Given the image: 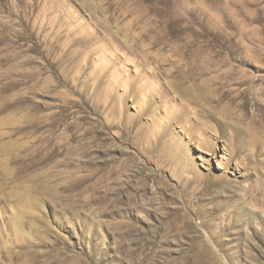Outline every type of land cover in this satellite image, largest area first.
<instances>
[{"label":"rangeland","instance_id":"1","mask_svg":"<svg viewBox=\"0 0 264 264\" xmlns=\"http://www.w3.org/2000/svg\"><path fill=\"white\" fill-rule=\"evenodd\" d=\"M0 264H264V0H0Z\"/></svg>","mask_w":264,"mask_h":264},{"label":"bare ground","instance_id":"2","mask_svg":"<svg viewBox=\"0 0 264 264\" xmlns=\"http://www.w3.org/2000/svg\"><path fill=\"white\" fill-rule=\"evenodd\" d=\"M182 104H181V106H183ZM186 106L187 105H184L183 108H184V111L185 112H188L189 110L186 108ZM171 115H176V114L171 113ZM180 118H181L182 122H185V123H188L189 122V120H187L188 119V115H184L183 117L180 116ZM162 134H163V132H156L155 135L157 137L161 138V137H163V136H161ZM151 138L152 137L150 136L147 141L150 142ZM199 145H200L199 147L202 148V149L204 148V149L209 150V151H212L213 150V148L208 143L202 142ZM236 148H238L236 145H232V144L229 145V147L227 149L228 150L227 161H230L231 158L235 155L234 154V152H235L234 149H236ZM167 159H168L169 162H173V159H171L168 156H165L164 158H161V161H160L161 166H162V168H163V170L165 172H169V171L171 172L172 171L168 177H169V179H175L176 180L177 187H179L182 191H185V189H184L185 186L187 188L188 185H190V186L192 184L199 185V184H197L196 178H194L192 176V174L189 172V171H192L194 169L193 166H191V168L189 169V167H188L189 164H187V162H185L183 160H180L179 161V164H177L175 167L168 168V167L165 166ZM238 167H240V166H238ZM240 168H242V169H249V166L242 164ZM175 170H177V172H174ZM217 187H219V186H217ZM217 187H215V188L218 189ZM195 189H196V186H195ZM217 206L218 207L219 206L220 207L221 206L222 207H225L224 202L218 203ZM224 215L225 216L226 215H229L227 209H225Z\"/></svg>","mask_w":264,"mask_h":264}]
</instances>
